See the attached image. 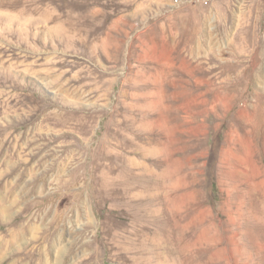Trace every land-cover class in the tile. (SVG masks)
I'll list each match as a JSON object with an SVG mask.
<instances>
[{
    "label": "rangeland",
    "instance_id": "obj_1",
    "mask_svg": "<svg viewBox=\"0 0 264 264\" xmlns=\"http://www.w3.org/2000/svg\"><path fill=\"white\" fill-rule=\"evenodd\" d=\"M0 209L49 264H264V0H0Z\"/></svg>",
    "mask_w": 264,
    "mask_h": 264
},
{
    "label": "bare ground",
    "instance_id": "obj_2",
    "mask_svg": "<svg viewBox=\"0 0 264 264\" xmlns=\"http://www.w3.org/2000/svg\"><path fill=\"white\" fill-rule=\"evenodd\" d=\"M203 19L204 17L203 15H201V20ZM196 31H200V29L197 28ZM216 31H227V30L225 26L218 24L216 26ZM237 31L238 32L234 35V41L243 44L248 42V39L244 36L243 32L241 31H252V27H249L248 29H246V27H239ZM231 43L232 42H230V44L226 48H222L221 50H219L220 53L218 54H220V56L226 54L232 56L229 62L224 60L222 61L224 64H227L225 66L229 71L226 90L235 93V91L238 90L240 87L243 88V86L248 87L250 85L251 78L253 79L252 76L253 68L251 63L254 60L256 53L254 52L251 53V50H249L250 54H248L247 56H245L244 54L241 55L238 53V49L235 47V45L233 46V44L231 45ZM208 57H209L208 60L210 61L215 59L214 57H212L211 53L208 54ZM249 70L250 72L247 73ZM253 95L257 96V94H253ZM1 213L2 214L4 213L3 210H1ZM5 216H8L7 213L5 214ZM4 233H6L9 236V239L5 240V238L0 237V260L9 259L10 255L11 258L14 257L18 258L19 255L23 254L25 258H27V260L29 261V264H49L46 260L44 251L42 250L40 252L38 247L40 243L45 242V238L42 236L38 237L35 240L37 244L35 245L33 244L34 235L36 233V228L34 226L32 225L30 226L28 225L26 227L22 226L20 227V229L18 228V231L8 230L5 231ZM26 234H28L31 238H33L30 240V243L25 242ZM73 247H75V245H72L71 248ZM55 249L57 251L58 256L64 255V253L61 251L64 248L61 247L59 248L55 244ZM9 251H11L10 255H8ZM70 251L71 250H68L67 252ZM14 262L17 263L16 260ZM95 263H96L95 259L92 258L91 256L88 259H82L78 261L77 264H95ZM9 264H13V263H9Z\"/></svg>",
    "mask_w": 264,
    "mask_h": 264
}]
</instances>
